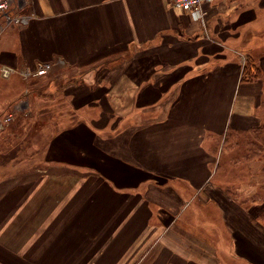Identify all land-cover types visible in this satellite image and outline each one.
<instances>
[{
	"label": "crops",
	"instance_id": "crops-1",
	"mask_svg": "<svg viewBox=\"0 0 264 264\" xmlns=\"http://www.w3.org/2000/svg\"><path fill=\"white\" fill-rule=\"evenodd\" d=\"M202 9L200 20L169 0H27L32 17L1 41L3 61L65 66L54 80L75 113L146 118L110 137L105 166L0 179V264H209L211 237L190 226L198 212L177 217L194 197L252 262L264 224L213 178V152L216 138L262 127L264 0ZM247 56L260 73L242 80Z\"/></svg>",
	"mask_w": 264,
	"mask_h": 264
},
{
	"label": "rangeland",
	"instance_id": "rangeland-1",
	"mask_svg": "<svg viewBox=\"0 0 264 264\" xmlns=\"http://www.w3.org/2000/svg\"><path fill=\"white\" fill-rule=\"evenodd\" d=\"M13 27L16 25L0 31V43ZM2 45L3 42L0 49ZM3 56L4 53L0 50V66L6 64L17 70L25 66L21 63L3 61ZM64 69L65 66L54 65L44 76L28 79L17 73L7 78L0 76V179H4L6 185H9L11 179L19 181L40 175L58 162L65 164L67 168L77 167L82 170H86L87 167L105 166L108 161L104 152L113 148L110 137L120 132L124 124L129 125L145 117L135 112L118 125L116 117L110 119L112 123L110 121L106 124L109 117L104 112L100 115L95 109L75 113L68 108L66 100L57 90L59 80H54L60 78ZM51 83L54 85L52 84V90H49L48 84ZM27 88L44 91L45 94L55 91L53 96L48 98L34 94L24 96ZM20 104L24 107L18 109L17 106ZM262 108L264 110V104ZM8 113H12V117L5 120ZM261 115L262 127L247 133L228 132L223 138H216L213 152L218 169L213 178L233 192L238 190L236 193L238 201L255 192L250 181H256L254 184H257L258 202L247 212L257 216L264 210V203L261 201L264 199V112ZM104 124L107 126L104 127ZM49 133L60 136L56 141L53 139L52 143L47 144ZM248 168L251 171H247ZM241 182L244 184L238 187L237 184ZM184 194L185 199H192L189 191H185ZM194 200L196 197L193 199L196 207L192 204L188 208L179 209L177 217H180L178 221H184L187 218L186 214L198 212V220L193 216L190 226H193L192 231L196 236V229L199 227L207 229L211 237L210 249L205 252L210 253L207 257L209 264H264V234L259 235L257 255L250 257L252 259L250 262L248 257L236 254L240 251V242H236L237 248L234 250V240L225 228L226 223L225 227L221 228L216 215L217 209L205 206L203 209L199 208L198 202L195 203ZM242 207L244 208V205ZM204 214L211 216V220L219 225L220 230H217L215 225L202 226L200 222L205 220ZM221 221L223 222L222 219ZM180 226L181 223L178 222V227Z\"/></svg>",
	"mask_w": 264,
	"mask_h": 264
},
{
	"label": "built area",
	"instance_id": "built-area-1",
	"mask_svg": "<svg viewBox=\"0 0 264 264\" xmlns=\"http://www.w3.org/2000/svg\"><path fill=\"white\" fill-rule=\"evenodd\" d=\"M210 0H169V6L189 12L192 17L202 19L203 9L202 4ZM27 0H0V31L7 27L21 25L26 23L32 17L31 13L24 12L23 8ZM55 65L52 62H40L34 67L24 66L17 70V68L10 65L2 64L0 66V76L7 78L13 73H17L23 78H33L44 76ZM24 107L17 106L18 109ZM12 117V113H8L5 120Z\"/></svg>",
	"mask_w": 264,
	"mask_h": 264
},
{
	"label": "trees",
	"instance_id": "trees-1",
	"mask_svg": "<svg viewBox=\"0 0 264 264\" xmlns=\"http://www.w3.org/2000/svg\"><path fill=\"white\" fill-rule=\"evenodd\" d=\"M245 60H246L245 61L246 63L243 64V70H242L241 79L242 80H249L251 78H255L256 76H259L260 71L256 67L253 59L251 57L247 56L245 58ZM38 93H39L38 96L47 97V98L53 96L52 94H54V93H52V94H45L44 93V95H43V93L40 92L39 90H38ZM48 139H50L49 142L52 143V141L54 139V135L50 134L48 136ZM226 190H227L226 192L230 196H232L233 198H235L236 200H238L237 199L238 197L236 195L237 191L236 192H233V190H230V189H226ZM261 201H262V203H264V199L261 200ZM238 202H240L242 205H244V208H248V207H252V206L256 205V203L258 202V198H257L256 191L254 193L250 194L249 196L246 195V199L239 200ZM257 217L264 224V210Z\"/></svg>",
	"mask_w": 264,
	"mask_h": 264
}]
</instances>
